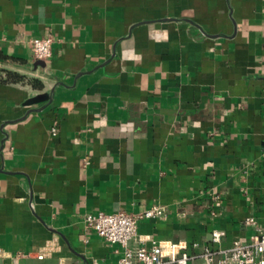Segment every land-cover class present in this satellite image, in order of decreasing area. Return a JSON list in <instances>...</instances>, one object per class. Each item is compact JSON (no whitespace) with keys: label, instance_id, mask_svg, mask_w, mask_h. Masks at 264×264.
I'll return each instance as SVG.
<instances>
[{"label":"crops","instance_id":"obj_1","mask_svg":"<svg viewBox=\"0 0 264 264\" xmlns=\"http://www.w3.org/2000/svg\"><path fill=\"white\" fill-rule=\"evenodd\" d=\"M0 49V264L117 261L87 213L160 206L133 244L189 264L264 228V0H0Z\"/></svg>","mask_w":264,"mask_h":264},{"label":"built area","instance_id":"obj_2","mask_svg":"<svg viewBox=\"0 0 264 264\" xmlns=\"http://www.w3.org/2000/svg\"><path fill=\"white\" fill-rule=\"evenodd\" d=\"M52 36L34 37L30 40L31 55L35 61H47L52 56ZM55 135L57 129L53 128ZM165 215L164 208L153 206L136 213L125 211L87 213L84 215L86 226L94 230L98 236L111 244H119L124 248L122 256L114 262H102L94 259L93 264H189L194 255L188 252L183 243H172L153 240L147 244H133L140 239L138 226L144 219H161ZM247 223L256 225L254 217L247 219ZM257 231L247 242L235 241L227 248L205 247L200 253L204 264H264V228L256 226ZM225 232L215 229L212 238L215 243H221ZM50 248L44 247L37 255L38 259L45 258ZM69 264H79L77 261Z\"/></svg>","mask_w":264,"mask_h":264},{"label":"trees","instance_id":"obj_3","mask_svg":"<svg viewBox=\"0 0 264 264\" xmlns=\"http://www.w3.org/2000/svg\"><path fill=\"white\" fill-rule=\"evenodd\" d=\"M7 59L6 54L0 49V60ZM26 80V77L21 75L18 72L7 70L0 67V81H23ZM33 85L39 86L40 83L36 79L29 80Z\"/></svg>","mask_w":264,"mask_h":264},{"label":"water","instance_id":"obj_4","mask_svg":"<svg viewBox=\"0 0 264 264\" xmlns=\"http://www.w3.org/2000/svg\"><path fill=\"white\" fill-rule=\"evenodd\" d=\"M45 65V62L43 60H37L35 61V66ZM52 95L49 92H43V93H38L35 96H32L30 99L27 100L26 104L27 105H32L36 103H41L44 101H49L51 100Z\"/></svg>","mask_w":264,"mask_h":264}]
</instances>
